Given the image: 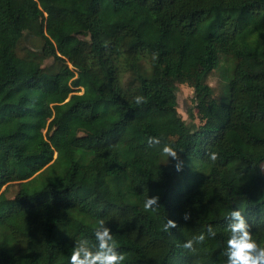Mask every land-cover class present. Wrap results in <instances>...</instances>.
<instances>
[{"label": "trees", "instance_id": "obj_1", "mask_svg": "<svg viewBox=\"0 0 264 264\" xmlns=\"http://www.w3.org/2000/svg\"><path fill=\"white\" fill-rule=\"evenodd\" d=\"M263 163L264 0H0V264H70L100 219L123 264H226L235 209L264 247Z\"/></svg>", "mask_w": 264, "mask_h": 264}, {"label": "clouds", "instance_id": "obj_2", "mask_svg": "<svg viewBox=\"0 0 264 264\" xmlns=\"http://www.w3.org/2000/svg\"><path fill=\"white\" fill-rule=\"evenodd\" d=\"M136 104H143L146 99L142 95L133 97ZM149 145H158L159 138L149 137ZM162 152L167 157L176 161L175 168L177 171L183 170V160H181L177 151L171 146L164 145ZM209 158L216 161L218 153L210 152ZM159 197H147L144 202L145 210L155 211L159 208ZM183 219L189 221L191 213L185 212ZM227 231L229 238L226 241V248L223 255L227 257L226 264H264V247L260 246L253 238L251 226L249 225L243 211L235 209L231 211L229 217ZM163 231L168 232L173 228H177L178 224L172 219L162 226ZM208 234L215 237L216 233L212 226L208 227ZM94 238L96 244L90 246V242L86 238L75 240V247L71 250L70 264H123L125 255L117 249V242L114 239L112 229L107 226L103 219L98 221V225L94 228ZM205 240V234L201 233L191 240H187L182 245L183 249L194 252L195 244L202 243Z\"/></svg>", "mask_w": 264, "mask_h": 264}, {"label": "rangeland", "instance_id": "obj_3", "mask_svg": "<svg viewBox=\"0 0 264 264\" xmlns=\"http://www.w3.org/2000/svg\"><path fill=\"white\" fill-rule=\"evenodd\" d=\"M52 59H47L46 63L50 64L52 63ZM210 83L215 87L216 92H220L221 90V85H220V80L221 77L219 76V73H215L211 75L210 77ZM194 95H195V90L187 85H183L181 83H178V91H177V99H178V112L180 115L184 118V120L187 123H191L193 118H192V111L194 110ZM196 112V110H194ZM197 122H199V119L196 118ZM263 170H264V163L262 164ZM10 192L12 194H15L16 192V187L11 186Z\"/></svg>", "mask_w": 264, "mask_h": 264}]
</instances>
